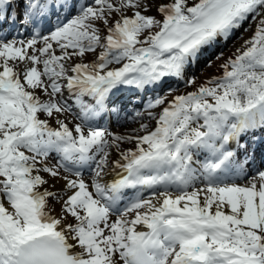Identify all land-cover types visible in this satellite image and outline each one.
I'll return each instance as SVG.
<instances>
[{
  "label": "snow or ice",
  "instance_id": "1",
  "mask_svg": "<svg viewBox=\"0 0 264 264\" xmlns=\"http://www.w3.org/2000/svg\"><path fill=\"white\" fill-rule=\"evenodd\" d=\"M13 3L23 5L29 39L4 30ZM53 15L54 29L42 34L37 26ZM253 22L223 75L175 96L154 130L141 124L145 134L133 136L89 126L109 111L114 90L184 80L206 52ZM88 53L94 62H73ZM65 89L80 109L71 128L60 119L72 110ZM166 99L157 95L146 107ZM257 130L264 0H0V264H264V170L249 177L247 160L228 149L244 147L241 136ZM125 142L135 147L122 149ZM197 151L207 153L202 163ZM110 165L120 171L105 182ZM128 189L154 191L121 206Z\"/></svg>",
  "mask_w": 264,
  "mask_h": 264
},
{
  "label": "rangeland",
  "instance_id": "2",
  "mask_svg": "<svg viewBox=\"0 0 264 264\" xmlns=\"http://www.w3.org/2000/svg\"><path fill=\"white\" fill-rule=\"evenodd\" d=\"M128 14L131 15V13H128ZM146 14L156 15L155 9H153L152 12H149ZM247 27H248V25L246 24L245 28H247ZM255 27H256V24L253 22L251 24V28H249L247 31H245V29L242 28L226 45H221L220 47H218L216 50H213L212 52H206L205 55H207L209 53H211V54L209 56H203L195 66L189 68L188 69L189 71H187L185 74L184 80H181L176 84L173 83L172 86H169L173 89L172 91H169V87L166 89L159 90L161 85L157 86L155 88H153V86L145 87L146 91H144V92L149 93V97H144V103L141 104L142 107L139 111H137V113H143L144 112V114L146 113L147 116H144L142 114L140 116L136 115L135 121L133 123L132 122L129 123V121H127V124L128 125L130 124L129 127L131 128V130H132V128H133V130L140 128L141 124H144L143 122H145V121L148 122V120L151 121L150 123H147L148 130L149 131L154 130L155 123L157 122L159 115L162 113V109L164 107H167L169 102H171L175 96L183 95V94H187L188 92L195 91L200 85L206 83L208 80L215 78V77H221L223 75V71H224L223 68L221 67V65L226 60H228L229 57L234 58L235 54H237V49L241 48V46L244 44L245 40L249 39L252 36L253 31L255 30ZM104 34H106V33L102 32V35H104ZM24 39H28V38H24ZM97 51H100V50L98 49ZM220 52H223V56L220 57L219 59H217V56L219 55ZM57 54H59V50H57ZM95 58H96L95 54L88 53L83 58L74 57L73 62L91 63V62L95 61ZM90 60H91V62H89ZM208 61H211V64H209ZM114 66L120 67V65H114ZM192 76H195L196 83L192 84V85L186 84L185 81ZM148 88H149V90H148ZM150 88H151V90H150ZM152 93L154 94V96H152ZM157 95L166 96L167 99H166L165 103L163 105L158 106V109H156L152 113V116L149 117L147 112H149L151 110H147L146 105L149 101L153 100ZM135 96H137V94H132V97H135ZM132 111L130 113L131 115H133L135 113ZM60 117H62V119H64V121L66 123L72 122L74 125L77 124L74 121V120L77 121V118H76L75 114L71 113V111L68 112V114L66 113V114L60 115ZM200 122L202 123V121H200ZM50 123L53 126H56L55 121L53 119L50 120ZM129 131H130V129L128 130V132ZM139 132H141V135L145 134L144 131L140 130ZM130 133L133 134L134 132H130ZM243 138H247L249 140L250 134H246V136ZM249 142H251V141L249 140L248 143ZM129 145H130V143H128V142L122 143L121 148L125 149V146L129 148ZM244 145H245L244 147H245L246 151L249 152L250 147L248 146V144L245 143ZM113 154H114V152L112 153V156H113ZM57 159L58 158L51 159V161L54 165L57 163ZM260 169L264 170V168H260ZM255 172L248 174V176L250 177V176L254 175ZM40 174H42V176H44L45 179H49V177L47 176L46 173H40ZM91 174L92 173L87 174V175L84 174L83 178L86 181H88L92 177ZM237 182L238 183H244V182H246V179L242 180V181H237ZM50 183H52V181H50ZM43 187H48V185H44ZM56 188L57 189L61 188L60 184H56ZM56 209H57V212H59V204L56 205Z\"/></svg>",
  "mask_w": 264,
  "mask_h": 264
},
{
  "label": "bare ground",
  "instance_id": "3",
  "mask_svg": "<svg viewBox=\"0 0 264 264\" xmlns=\"http://www.w3.org/2000/svg\"><path fill=\"white\" fill-rule=\"evenodd\" d=\"M85 0H80V2L81 3H83ZM86 2V1H85ZM12 6V5H11ZM10 6V7H11ZM110 67H115V66H113V65H111ZM151 87V86H150ZM162 88H165V87H167V85H163V86H161ZM150 90H151V88H150ZM38 94H41L42 95V98H45V97H43V94L42 93H38ZM145 95V96H147L149 93H140L139 95H137V96H135V97H133V99H135V100H138V99H141L142 97H141V95ZM149 96V95H148ZM67 98L69 99V102H68V104L69 105H71L72 106V112L74 113V114H77L78 116H79V112H80V109H79V106L77 105V103H76V98H75V96L73 95V94H70L68 91H67V89H65L64 91H63V99H65V100H67ZM83 100L86 102V103H89V104H91V103H94V101H93V99L91 98V97H89V96H84L83 97ZM133 101V100H132ZM127 104V106H129L130 108H131V105H130V103L129 102H127L126 103ZM113 109H116L118 106H117V104H116V100H114L113 101V103H112V106H111ZM113 109H112V112H110V114H109V118H110V116H113L114 115V111H113ZM119 109H122L123 110V107H121V106H119ZM156 109H158V107H156V108H153V109H147V110H151V113H153ZM134 110H138L137 108H134ZM162 111H163V109H162ZM148 113V112H147ZM142 115H144V116H147L146 115V113L144 114V112L143 113H141ZM41 118H44L43 116H41ZM154 118V117H153ZM60 119H62V117H60ZM155 119V118H154ZM50 120H51V118H50ZM64 120V119H63ZM97 120H100L98 117L97 118H95L94 120H92V121H94V122H96ZM110 120H111V118H110ZM109 120V121H110ZM79 121L81 122V120L79 119ZM103 120H101L100 121V123L102 122ZM151 121L150 120H148V122H143L144 124H147V123H150ZM79 123V122H78ZM130 123V122H129ZM68 124H69V127L71 128V127H74V124L71 122V123H69L68 122ZM112 125H118V123H114V122H112V121H110L109 122V127H111ZM125 125V126H124ZM124 126V127H123ZM157 126V122L155 123V127ZM55 127V126H54ZM93 127H95V126H93ZM130 129V131L128 132V130ZM140 128H137V129H134L133 130V128H132V130H131V128L129 127V125L126 123V122H124L121 126H119V127H114L113 129H112V131H111V133H114V134H120V135H133V136H137V135H141V132H139L140 130H139ZM130 132H134L133 134H131ZM257 132H259V134L257 133ZM256 133V134H255ZM255 133L253 134V133H249L250 134V141L251 142H249L248 143V139L247 138H243V142L240 140L239 141V143H240V145H243V146H245L244 145V143H246V144H251V149H250V152L248 153L246 150H245V148L244 147H242V148H238L237 147V145H236V143L235 142H232L229 146H228V149L229 150H233V151H236V153H237V157H236V159H238V158H241L240 159V161L241 162H243L244 161V159L245 160H247V159H249L248 161H251V162H253V163H256L255 162V160L257 161V163H259V161H260V157L256 154V151H254V149H255V147H257V141H256V139H257V137H255V136H258V138H260L259 136H262V135H264V130H257V131H255ZM242 137V136H241ZM128 143H130V145H129V148H134L135 147V144L134 143H132V142H128ZM123 149V148H122ZM125 149H128V147H126L125 146ZM256 150V149H255ZM238 151H239V154H240V156H238ZM207 155V153L206 152H204V151H197L196 153H195V155H194V159L195 160H197L198 162H200V163H202L203 161H204V158H205V156ZM118 158V155H117V153L116 152H114V154H113V156H112V159H117ZM49 164L50 165H54L53 163H52V161L50 160L49 161ZM259 165V164H258ZM198 166V165H197ZM245 166H246V164H245ZM257 166V165H256ZM118 171H120L119 169H114V168H112L111 167V165L109 166V169L108 170H106V174H105V176H104V181L105 182H111L113 179H115V178H117V172ZM42 175V174H41ZM92 175V174H91ZM48 176V175H47ZM91 179H92V177H91ZM91 179L90 180H88V181H86V182H90L91 181ZM60 186L62 187V184H63V182L61 181L60 183ZM198 187H202L203 185H197ZM162 190V189H161ZM191 190V189H190ZM138 192H140L141 194H142V190H138V189H136L134 192H127L126 193V191H125V195H124V197L126 196V194H130V198L129 199H133V197H135L136 195H137V193ZM150 192H153V190L152 189H146V190H143V197H145V198H148V197H150L152 194L150 193ZM6 206H7V204H6ZM133 215L134 214H130L129 215V218H132L133 217ZM112 219L113 220H115L116 219V216H113L112 217ZM137 229L138 230H146V229H144L143 228V226H140V225H138L137 226Z\"/></svg>",
  "mask_w": 264,
  "mask_h": 264
},
{
  "label": "trees",
  "instance_id": "4",
  "mask_svg": "<svg viewBox=\"0 0 264 264\" xmlns=\"http://www.w3.org/2000/svg\"><path fill=\"white\" fill-rule=\"evenodd\" d=\"M193 2V0H190V3ZM159 19H161V17L158 16Z\"/></svg>",
  "mask_w": 264,
  "mask_h": 264
}]
</instances>
